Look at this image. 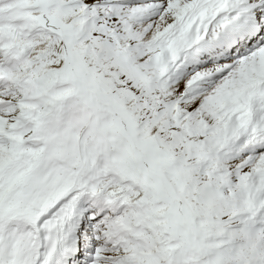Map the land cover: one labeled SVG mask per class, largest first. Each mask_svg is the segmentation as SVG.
Here are the masks:
<instances>
[{
    "label": "snow or ice",
    "instance_id": "1",
    "mask_svg": "<svg viewBox=\"0 0 264 264\" xmlns=\"http://www.w3.org/2000/svg\"><path fill=\"white\" fill-rule=\"evenodd\" d=\"M0 264H264V0H0Z\"/></svg>",
    "mask_w": 264,
    "mask_h": 264
}]
</instances>
